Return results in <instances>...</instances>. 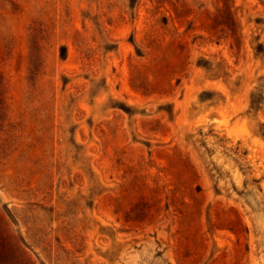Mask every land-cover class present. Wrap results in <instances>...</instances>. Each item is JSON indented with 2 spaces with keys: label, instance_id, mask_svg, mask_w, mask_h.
<instances>
[{
  "label": "rangeland",
  "instance_id": "rangeland-1",
  "mask_svg": "<svg viewBox=\"0 0 264 264\" xmlns=\"http://www.w3.org/2000/svg\"><path fill=\"white\" fill-rule=\"evenodd\" d=\"M0 264H264V0H0Z\"/></svg>",
  "mask_w": 264,
  "mask_h": 264
}]
</instances>
